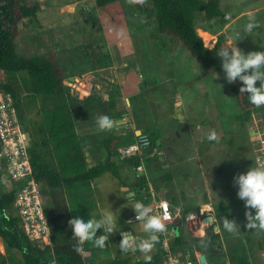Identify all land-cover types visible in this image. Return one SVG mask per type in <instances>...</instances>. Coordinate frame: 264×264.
<instances>
[{"label":"rangeland","instance_id":"374dc122","mask_svg":"<svg viewBox=\"0 0 264 264\" xmlns=\"http://www.w3.org/2000/svg\"><path fill=\"white\" fill-rule=\"evenodd\" d=\"M31 1H38L42 9L35 19L26 18L18 22V54L30 58H52L68 82L78 75L83 78L84 83L82 80L80 82L86 85L85 88L91 81V84H100L101 88L97 90L99 93L92 91V95L89 94L95 98L103 96V88L111 90L110 94L114 97L117 94L116 88L119 87L117 80L112 83L101 75L103 72H93L98 69L97 63L107 65L108 60L105 57L110 54L107 38L121 40L125 35L133 40L135 53L140 60L139 74L143 79L141 85L136 83L135 90L131 89L132 92L127 94L134 108L129 119L136 123L138 134L142 128V132L148 134L151 141L157 138H160L158 141L164 140V146L158 148L153 157H148L146 179L149 182L160 175H172V181L159 183V191L155 192V196L177 198L180 204L175 203V207L180 218L186 215L185 211L199 212L200 208L210 209L209 213L212 212L215 216L218 207L226 205L232 215L231 219L240 226L237 225L235 232H229L224 229L223 224L216 222L220 228V232H216L219 236L216 237L222 240L225 252L230 245H246L252 264H264V251L258 245L262 233L249 232L244 201L238 198V189L234 182L235 176L246 172L250 166H257L250 135L255 134L256 126L259 130L264 127V105L252 107L249 116H245L243 120L239 119V116L243 115L242 108L237 103L240 97L232 91L224 73L206 69L191 57L181 44L160 33L154 14L148 16L144 10H152L145 0H118L104 7H99L96 0ZM222 1L223 18L208 20L204 12L196 13L195 24L206 47L214 45L215 47L210 49L218 58L220 57L216 54V48L228 39L233 42L240 40L237 46L245 53L264 48V10L260 14L246 15L247 11L264 5V0ZM138 3L142 7L139 8ZM253 15L259 21V27L251 33H244L243 26ZM219 38L221 42L217 44ZM17 76L21 83V116L30 127L28 129L33 136V144L44 153V162L52 164V160L56 166L63 149L60 142L54 141V138L51 146L53 149L49 144L42 146L46 138L49 140L48 126L52 131H57L55 138L71 139V135H74L78 128L88 126L92 130V124L98 123L97 117H94L95 113L86 112V106L79 101L81 95L84 97L87 94L79 92L77 87L67 88L69 85H77L76 82L67 84V87L61 88L55 95L44 96L32 91L25 73ZM135 91L141 92L136 94ZM124 104L128 114L130 104L125 101ZM68 110L74 113V118ZM95 112L97 115L101 114L99 111ZM62 126H67V131L59 135L58 129L66 130ZM213 131L216 136L210 140L208 136ZM89 135L82 138L83 150L87 154V168L105 161L109 154L105 148L108 139L90 141ZM126 137H129L128 133ZM230 141H233V145H229ZM116 156L120 160L116 157H112V160L118 165L123 164L119 148ZM97 180L101 182L104 193L97 195L96 191L95 194L86 192V201L91 210L83 216L99 218L105 210L110 209L117 213L118 230L110 234L105 247L98 248L93 242L90 247L97 254H101V261H109L124 254L122 251L118 252L122 232L127 228H142V222H126L135 212L128 204L125 194L118 190L119 178L106 172ZM4 184L6 183L0 179V193L7 190ZM39 187L44 208L51 216L54 209L50 203L48 189L45 185ZM69 193L72 195L71 191ZM191 206L198 209L191 210ZM199 214L203 215L201 212ZM208 223L204 224V228L208 227ZM102 232V229H98L96 235L99 236ZM217 252L216 260L217 264H220L219 259L223 252L221 249ZM88 253L90 257L91 251ZM144 255L149 256L150 253ZM209 262L216 264L211 259ZM225 262L230 264L229 260ZM0 264H24L21 252L5 247L2 239Z\"/></svg>","mask_w":264,"mask_h":264},{"label":"trees","instance_id":"16d2710c","mask_svg":"<svg viewBox=\"0 0 264 264\" xmlns=\"http://www.w3.org/2000/svg\"><path fill=\"white\" fill-rule=\"evenodd\" d=\"M115 1L118 0H96L99 7L107 6ZM145 1L150 4L152 10L150 8L144 10L148 16L151 13L154 14L160 33L169 38H173L181 44L190 56L206 69H214L224 73L220 67V58L205 46V41L195 24L197 12H204L208 20L223 18L224 12L220 7V0ZM137 6L139 8L142 7L139 3ZM41 9V4L38 1L0 0V88L5 89L15 98L20 113L19 99L21 83L19 82V76L17 74L25 73L28 76L31 89L37 95L52 96L57 91H60L61 88L67 87L64 84L66 77L62 75L60 68L52 58L24 57L17 52L16 37L18 22L26 18L35 19ZM220 42L221 38L216 43L219 44ZM105 58L108 60L106 63L109 65L110 58L108 56ZM241 85L242 82L240 81L230 83L232 91L240 97L237 103L242 108L243 115L241 114L239 119L243 120L245 116L251 114V108L256 105L249 101L247 92H240ZM67 88H72V86H68ZM116 93L118 94L117 91ZM110 99L107 103L101 105L102 103L96 101L94 96L84 95L79 101L86 106V112L90 114L94 110H98L101 114H108L111 120L121 119L124 113L117 111L115 95ZM127 133L129 137H126L127 134L126 136H111L106 141L105 148L109 154L105 161H100L90 168H87L86 165H81L78 168V172L72 174L60 172L55 166L44 162V153L39 147L33 144L34 141L32 140L29 152L34 175L39 186L45 185L47 187L51 200L50 203L54 209L52 215H48L51 228V244L39 246L37 242L32 241L25 234L21 227L19 217L14 214V202L19 191V188L15 185L12 189L0 193V239H2L4 246L8 249L21 252L24 264H49L52 260H56L58 264H163L164 250L161 242H159L157 250L150 256V261H146L145 259L137 261L132 258V254H126V256L122 257L118 256L109 261H101V254L99 255L95 250L90 249L91 241H85L79 250L74 247L77 241L69 223V217L90 212V204L86 202L87 199L84 196L86 192H89L88 188L92 181L97 180L106 172L112 173L116 178L121 180L119 172L120 165L116 164L112 160V157L117 154L119 147L125 144H132L136 140V135L133 130H129ZM159 139L157 138L153 141L157 149L164 146V140H161V144L158 145ZM48 144L46 138L42 146L46 147ZM229 145H233V141H230ZM139 161V158L136 157L125 160L124 162L130 165H138L140 163ZM3 177L8 176L0 174V179ZM2 181L4 180L2 179ZM170 181H172V175L168 174L159 179H153L152 182L154 183L155 190L158 192L159 183H167ZM135 185L142 189L148 185V181L144 176L138 178ZM69 191L72 192L73 196ZM41 199H43L42 195ZM190 208L191 210L198 209V207L195 209L192 206ZM187 212L190 211L188 210ZM200 212L205 213L206 209L200 208V211L196 213ZM210 213L212 214V212ZM215 218L216 222L222 225L223 219H231L232 215L229 213L227 206L223 205L218 207ZM181 219L178 221L184 223L185 216ZM215 226L216 223L207 229L199 228L196 231V236L192 237V239L184 240L181 237L173 238V250L175 251L179 247H185V250L189 249L191 251V246L192 250L205 254L208 261L211 259L217 264V250L221 249L223 254L219 259L220 264L227 260H229L230 264H252L246 245H241L240 247L230 245L229 249L225 252L222 240L220 238L218 240L216 237L219 234L215 232ZM248 230L249 232L259 231L262 233V239L258 245L264 251V231L250 228ZM247 239L250 242V238L248 237ZM85 250L91 251L90 257L85 258L82 255V252ZM224 255L226 256L224 257ZM192 257L194 259L196 258L194 254H192ZM209 264L211 263L209 262Z\"/></svg>","mask_w":264,"mask_h":264},{"label":"clouds","instance_id":"9594fccd","mask_svg":"<svg viewBox=\"0 0 264 264\" xmlns=\"http://www.w3.org/2000/svg\"><path fill=\"white\" fill-rule=\"evenodd\" d=\"M227 18L228 16L226 14L225 19ZM258 27L259 21L253 15L244 24L242 31L244 33H251ZM238 41L240 40L233 42L232 39H228L223 45L216 48V54L220 57V67L224 72V77L228 83H235L236 81L242 82L240 92H247L248 99L252 104L257 106L264 105V48H261L259 51L245 53L244 50L237 46ZM207 47L210 49L215 46L208 45ZM97 120L101 127H110L112 124L111 117L106 113L98 115ZM215 136L216 134L213 131L209 134L208 139H215ZM152 144V151L154 152L156 150L158 152L153 141ZM152 151L149 153V156L153 153ZM140 177H144V175ZM234 182L238 189V198L244 201L246 226L250 229L264 231V166H250L246 172L235 176ZM131 207L135 212L137 220L142 222L144 235L139 236L132 231L122 233V238L119 243L120 249L121 251L138 250L141 253L147 254L153 249L155 243L158 242V233L166 230V225L159 215L151 214L150 206L145 205L144 202L134 201ZM210 215L212 214L207 213L205 218ZM69 223L77 241L74 247L78 250L85 241H91L96 247L104 248L106 241L109 240L110 234L118 230L117 213L111 209L105 210L99 218L94 216H88L86 218L79 214L73 215L69 217ZM237 225L239 224L233 219H223V227L229 232H235ZM209 227L210 225L208 223V227L204 229ZM215 227L218 226L216 225ZM98 229L103 230L99 236L96 235ZM144 259L150 261L151 257L145 255ZM225 263L229 264L228 262Z\"/></svg>","mask_w":264,"mask_h":264},{"label":"built area","instance_id":"2783aa9c","mask_svg":"<svg viewBox=\"0 0 264 264\" xmlns=\"http://www.w3.org/2000/svg\"><path fill=\"white\" fill-rule=\"evenodd\" d=\"M15 98L5 89L0 88V174L7 175L2 179L6 182L7 190L13 186L19 188L14 202V214L19 217L21 227L25 234L37 242L39 246L51 244V228L49 217L45 211L41 199L40 187L34 175V169L29 152L32 136L28 124L22 118ZM30 128V127H29ZM255 134L250 135L252 150L257 166H264V127L262 130L255 127ZM153 146L148 134L139 133L136 140L127 146L119 148L121 160L132 157L139 158V164L133 166L138 176L146 175V161L143 151ZM154 150V149H153ZM153 152V151H152ZM157 153H151L153 157ZM145 172V173H144ZM140 174V175H139ZM151 208V214L159 215L166 230L158 233L161 246L164 250L163 264H199V260L193 259L190 253L188 260H182L176 256L172 248V223L175 221L173 208L167 200H159ZM189 212L185 215V221L192 235L204 228V218L207 213ZM138 221L136 216L128 219V223ZM82 255L88 257V251ZM49 264H58L52 260ZM227 264V263H224Z\"/></svg>","mask_w":264,"mask_h":264},{"label":"crops","instance_id":"0c3cea01","mask_svg":"<svg viewBox=\"0 0 264 264\" xmlns=\"http://www.w3.org/2000/svg\"><path fill=\"white\" fill-rule=\"evenodd\" d=\"M221 9H223V1L222 0H221ZM262 10H264V5H262L261 7L247 11L246 15L260 14V12ZM242 14H245V13H241V15ZM229 24L230 23H228V25ZM107 44H108L107 47H108L109 53H110L107 56L110 58V64L109 65L108 64L103 65L101 63H97L98 69L94 70L93 72H96V73L103 72L101 75H103L109 82L115 83V80H117L116 83L119 85V87L116 88V91L120 90V92L115 95V101L117 103V111L123 112L124 115L121 119L112 120V124L110 127H101L99 125V122H98V123L92 124V130L90 128H88V126H83L81 128H78V131L75 130L74 135H71L72 136L71 139H57V138H55L57 131L56 130L52 131V129L48 126L47 136L49 138L48 143H49L50 148H51V146H53L52 141L54 138V141H56L58 143L60 142V145L62 146V149H63V151L60 152V154H62V155H61V158L59 159V163H57L56 166L54 164V161L52 162V160H51V163H52L51 166H55L60 172L72 174V173L78 172V168L81 167V165L87 166L88 163H87V161H85L87 154L83 150V145H82V138L84 137V135L90 134L88 137V138H91L90 141L99 140V139H101V141H104V140L109 139L111 136H117V135L118 136H126L127 132L130 129L136 130L135 131L136 137L139 135L138 129L136 127V123L134 122V120L129 119V117H130L129 115L133 114L134 108H133L132 100L130 102L129 96H127V94H129V92H132V90H135L136 83L138 85H141V81L143 79L141 77V74H139V72H140L139 70L141 69L140 68V60L138 59V56L135 53V49L133 47V45H134L133 40L130 37H127L124 35L123 39H121V40H116V38H114V39L107 38ZM109 46H110V48H109ZM99 49H100V46H98V50ZM104 73H107V74H104ZM77 77H78V75H75L73 77L74 81H72V84H74V82H76L77 85H73L72 88L77 87L76 89H78L79 92H83L84 94H87V95L92 94L91 93L92 91L99 93L97 90H99V88H101L100 84H97V83L91 84L92 83V81H91L87 85V87L85 88L86 85L81 84V82H80L81 80H82V82L84 81L83 78L82 77L77 78ZM65 82H64V84L67 85ZM69 86H71V85H69ZM103 90H105V93L103 92L104 93L103 96H100L99 94H98L99 96L96 98L94 96L96 101H98V102L100 101V103H102L101 105H103L104 103H107L109 101V99L112 98V95L110 94L111 90L109 91L108 88H106V89L103 88ZM135 92H136V94H138L141 91H135ZM133 95H135V94H133ZM81 98H83V95H81ZM124 101L127 104H128V102L130 104V110H128V114L126 113L127 108H125ZM96 111H98V110H96ZM57 112H58V110H57ZM74 112H75V110H74ZM70 114H71L72 118H74V116H75L74 113L70 112ZM92 114H94V117L98 116L96 114L95 110ZM86 122H89V121H86ZM62 128H65L66 130L62 131V130L58 129L59 135H63L67 131V126H62ZM142 130L143 129L140 128V133H144V132H142ZM160 143H161V141H160ZM124 146H127V145H124ZM124 146H121L119 148H122ZM51 149H53V148H51ZM52 153L55 155V153L53 151H52ZM143 155L145 156V161H146V164H145L146 165V175H148L147 161H148L149 153L143 154ZM114 157L119 159L116 155H114ZM119 165H120V169H121V171H120L121 180L119 179L120 182L118 184V190H121L125 194V196L127 197V202L129 205H132V203L134 201L138 200V201L145 202V205L149 206L151 204L153 206L154 203H157L159 200H167L171 204V206L173 208V213L175 216V221L172 223V229H171L172 234H173V238L181 237L182 239L187 240L190 238L192 239V237L196 236V232L194 233V235H192L191 231H188V225H187L186 221L184 223H181V221H178V220H182V219L179 217L178 212H177L176 207H175V203L180 204L179 201L177 200V198L175 199L173 197H166L163 195L160 196L159 198H157L155 196L156 190L154 188V185H153V182L151 179L148 182V185H147L148 188H147V186H145L141 189L140 187L135 185L136 180L138 178H141V177L138 176V173H136V171H134L133 165H129L125 162L123 164H119ZM157 170L155 172H157ZM123 171H124V175H122ZM152 173H153V171H152ZM144 176H145V174H144ZM160 177H162V175L157 176L154 179H159ZM98 183H99V180L91 182L88 189L92 194H95L94 191H96L97 195H99L98 193H101V194L104 193L102 190V186L100 185L101 182L99 184ZM105 187H107V186H105ZM114 188L116 189L115 184H114ZM97 189L99 191H97ZM86 196L87 195H85L84 197L86 198ZM192 206H194V204H192ZM209 210L210 209L206 210V211H208L207 213H209ZM185 214H187V213H185ZM133 216H135V213L133 215H130L127 218V220ZM126 222L128 223V221H126ZM128 224H131V223H128ZM130 231H132L134 234L139 235V236L144 235L143 229L141 227L140 228L138 227L135 229L127 228L122 233L130 232ZM215 232H220V228L218 227V229L215 230ZM160 241L161 240L159 238L158 242L155 243V246L149 252L150 253L149 256H152V254L157 250V247H159ZM190 249H191V251L189 249L185 250V247H179L174 252H175L176 256H178L182 260H188V258H190V253H188V251L192 252L191 254H194L196 257H198L200 254H202L200 252L192 250L191 246H190ZM120 251H121V249L118 248L119 253H121ZM122 253L132 254L131 255L132 258L135 257L134 259L137 261L144 259V257H145L144 253H141L138 250H128L125 252L122 251ZM124 254H123V256H124ZM208 263H209V261H208Z\"/></svg>","mask_w":264,"mask_h":264},{"label":"water","instance_id":"95a60500","mask_svg":"<svg viewBox=\"0 0 264 264\" xmlns=\"http://www.w3.org/2000/svg\"><path fill=\"white\" fill-rule=\"evenodd\" d=\"M72 81H74V78H71L69 82L66 81L65 83H66V84H70V83L72 84ZM159 144H160V141L158 142V145H159ZM151 151H152V148L145 149V150L143 151V154L150 153ZM207 222H209V225H210V226L213 225L214 222H215L214 216L210 215V216L206 217V218L204 219V223H207ZM217 229H218V227H215V230H217ZM198 259H199V263H200V264H209V263H208V260H207V256H206L205 254H200V255L198 256Z\"/></svg>","mask_w":264,"mask_h":264}]
</instances>
